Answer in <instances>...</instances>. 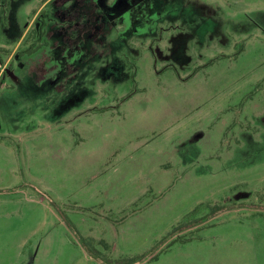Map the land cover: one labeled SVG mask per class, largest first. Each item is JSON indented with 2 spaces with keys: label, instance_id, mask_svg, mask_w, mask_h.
<instances>
[{
  "label": "rangeland",
  "instance_id": "1",
  "mask_svg": "<svg viewBox=\"0 0 264 264\" xmlns=\"http://www.w3.org/2000/svg\"><path fill=\"white\" fill-rule=\"evenodd\" d=\"M178 1L0 0V264H264V0Z\"/></svg>",
  "mask_w": 264,
  "mask_h": 264
},
{
  "label": "trees",
  "instance_id": "2",
  "mask_svg": "<svg viewBox=\"0 0 264 264\" xmlns=\"http://www.w3.org/2000/svg\"><path fill=\"white\" fill-rule=\"evenodd\" d=\"M188 1H190V0H184V2L185 3L187 2L186 4H188L189 6L195 7V9L197 11H198V8H200V11H202V7H201L202 5L201 4H198L197 7H196L191 1H190V3ZM36 14L37 13H35V15ZM43 15H44V12L43 11L40 12L39 13V16H38L35 24L32 26V28L29 29V26H28L22 32L20 38L18 39L17 43L24 37L23 38V42H22L23 46H21L19 48L20 51L17 54L20 59H24V58L25 59H28V58L34 56L43 47H45V46H39V44L41 42H44L45 43V41H46L45 35H46V30H47V25H48V19H45L43 17L41 19V16H43ZM39 19H40V21H39ZM177 20H180V19H169V20H166V21H163V22L159 23L157 25V28H156V33H154V34L152 33L150 35H152L153 37H156V38L159 37V40H160V34L159 33H160L161 30H164V28H162V25H163V23L169 21L170 23H172L171 24L172 29H174V30L180 29L181 30V33H187V32H189L188 34H190L192 38H194V36L197 37L196 33L190 32V29L192 27H191V25L189 23L182 22L181 21L182 22L181 25H183V26L188 25V27H187L188 28V31L187 32H184V31H182L181 26L177 24V22H176ZM194 32H196V31L194 30ZM11 52H12V50H7V49H4L3 47L0 46V62H1V64L4 65L7 62L8 58L11 56ZM154 53H156V52H154ZM175 61H177V60H175ZM172 66H174V65H172ZM129 75H130V73L128 74V76ZM201 137L202 136L197 137L196 139H200ZM250 140L253 142L254 145H259V143H256L253 138H251ZM197 141L196 142L194 141V143H193V145H195V147H197V145H196ZM198 154H199V152H197L194 155L193 159H190V160L192 161L194 159H197V157L199 156Z\"/></svg>",
  "mask_w": 264,
  "mask_h": 264
},
{
  "label": "flooded vegetation",
  "instance_id": "3",
  "mask_svg": "<svg viewBox=\"0 0 264 264\" xmlns=\"http://www.w3.org/2000/svg\"><path fill=\"white\" fill-rule=\"evenodd\" d=\"M177 1V0H176ZM178 3H180V4H178ZM178 4V5H177ZM173 5V6H172ZM175 5V6H174ZM182 6V8H183V12L185 13H188V15H195V12L197 11L196 9H195V7H191V6H189L188 4H186L185 2H183L182 0L180 1H178V2H176V3H174V4H171V5H169V7L172 9V10H174L175 9V11H177L178 10V8L179 7H181ZM173 7H175V8H173ZM171 13H173V12H171ZM205 19H203L204 21H208V20H210V21H212V19L210 18V19H208L209 17H204ZM166 21V20H165ZM214 21V20H213ZM48 22H49V20H48ZM161 23V22H160ZM159 24V23H158ZM157 24V25H158ZM152 28V27H151ZM25 36V35H24ZM24 38V37H23ZM11 57V56H10ZM9 57V58H10ZM6 64V63H5ZM4 64V65H5ZM6 69H5V71L3 72V76L4 77H10V76H13V71H10L8 68H7V66L5 67Z\"/></svg>",
  "mask_w": 264,
  "mask_h": 264
},
{
  "label": "built area",
  "instance_id": "4",
  "mask_svg": "<svg viewBox=\"0 0 264 264\" xmlns=\"http://www.w3.org/2000/svg\"><path fill=\"white\" fill-rule=\"evenodd\" d=\"M2 67H4V68H5V65L1 64V62H0V68H2Z\"/></svg>",
  "mask_w": 264,
  "mask_h": 264
}]
</instances>
